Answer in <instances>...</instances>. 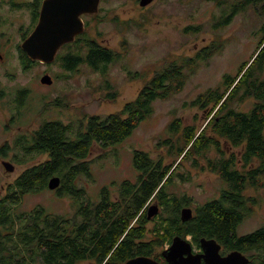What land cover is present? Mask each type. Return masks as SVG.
<instances>
[{
	"label": "trees",
	"instance_id": "1",
	"mask_svg": "<svg viewBox=\"0 0 264 264\" xmlns=\"http://www.w3.org/2000/svg\"><path fill=\"white\" fill-rule=\"evenodd\" d=\"M222 2L225 9L214 19L212 27L223 28L237 13L252 7L263 18L256 30L260 41L250 58L240 63L236 73L223 74L216 86L189 101L188 106L209 108L210 118L202 129L183 125L179 118L173 119L167 127L168 135L158 142L166 147L164 154L153 157L147 151L134 150L132 164L138 171L134 181L124 179L114 184L116 187L111 191L105 187L97 201L80 202L71 215L50 214L41 206L30 211L17 210L26 193L48 188L47 181L53 175L61 179L60 186L54 190L56 193L82 192L83 186H78L77 181L81 176H89L88 157L92 148L96 145L107 149L121 142L141 120L153 114L156 100L182 91L188 70H193L197 63L194 58L187 57L181 63L171 61L155 71L119 111L104 116L89 115L77 126L70 121L43 120L27 132L19 130L9 142L16 155L29 156L36 152L48 156L43 162L27 166L0 200V218L13 215L15 218L10 222L15 226L16 236L5 242L6 248L15 249L12 255L16 261L23 264H79L83 261L124 264L135 254L159 260L160 255L155 254L157 245L171 243L174 234L185 236L187 233H193L196 243L200 236L206 235L238 250L264 249L263 228L236 237L237 228L249 211L244 191L248 186L258 185L264 176V0ZM190 29L200 31L198 26H188L185 31ZM78 39V55L68 48L55 61L67 76L77 72L83 64L106 75L110 63L122 57L119 52L91 39L86 29ZM218 49L214 40L199 50L196 57L206 59ZM20 60L24 68L30 63L25 54H21ZM128 73L131 78L137 76V73L135 76ZM24 95L28 99L26 88L16 89L13 95L16 116L6 125L28 124L19 109ZM247 100H251L249 109H239ZM221 141L238 148V156L235 152L226 155ZM9 143L0 145V154L7 153ZM212 150L216 152L213 157L209 155ZM171 156L174 162L166 164L165 158ZM202 158L206 159V164L202 163ZM182 160L189 161L194 168L216 172L224 185L219 197L197 207V212L187 222H181L179 213L183 200L171 197L170 189ZM151 200H156L166 215L154 223L151 231L155 234L148 238L146 209ZM1 245L0 250L4 248ZM260 258L263 261L260 264H264V256Z\"/></svg>",
	"mask_w": 264,
	"mask_h": 264
},
{
	"label": "rangeland",
	"instance_id": "2",
	"mask_svg": "<svg viewBox=\"0 0 264 264\" xmlns=\"http://www.w3.org/2000/svg\"><path fill=\"white\" fill-rule=\"evenodd\" d=\"M222 1L156 0L144 7L136 0H102L94 16L86 15L83 18L91 39L122 55L119 60L110 63L106 75L84 64L68 76L57 62H37L24 68L18 44L23 34L32 30L35 23L25 10L6 9L0 13L5 19L0 26V43L8 45L0 49L3 54V59H0V145L11 142L19 130L27 132L43 120L70 121L77 126L81 121L85 122L84 117L89 115L104 116L119 111L136 96L145 80L167 63H181L187 57L197 62L193 70H188L189 76L182 91L156 100L153 114L141 120L128 137L107 149L96 145L92 148L88 157L89 176H81L77 181L78 186H83L82 192L69 194L64 191L58 194L44 188L36 193H26L17 210L30 211L41 206L50 214L71 215L80 202L97 201L105 187L111 191L116 187L114 184L124 179H136L138 171L132 164L134 150L147 151L153 157L164 154L166 147L158 142L168 135L167 127L173 119H181L183 125L204 127L210 118L209 108L202 110L188 106L189 101L207 88L216 86L223 74L236 73L240 63L250 58L260 41L256 30L263 18L252 7L237 13L223 28L212 27L214 19L225 9ZM188 26H198L200 31H185ZM214 40L219 45L216 53L206 59L196 57L199 50ZM128 72H132V76L137 73L136 78H131ZM45 73L52 76L51 84L39 81ZM22 87L28 90L29 95L28 99L24 95L19 109L24 112L23 120L28 124H23V127L8 126V120L16 116L13 95L16 89ZM250 105L251 100H247L238 108L247 110ZM11 146L13 144L9 145L6 154H0V196L7 192L8 186L27 166L43 162L48 157L45 153L36 152L29 156L16 155ZM221 146L226 155L235 152V156H238L239 149L230 143L221 141ZM215 154L213 150L209 153L211 157ZM3 161L13 164L12 172L4 168ZM170 162L173 163L174 158L166 157L165 163ZM179 164L181 166L176 173L182 176L175 173L170 189L177 196H189V206L197 212V207L218 196L219 189L224 187L223 182L216 172L194 168L185 160ZM260 186L264 187V176L258 185L248 186L244 191V195L247 198L250 196L249 199L254 200L256 205L254 209L250 208L249 216L238 226L239 234L251 232L264 222V188ZM153 202L151 200L150 204ZM162 213L163 208L159 207V212L147 219L148 238L155 234V231H151L154 223L166 215ZM169 245V242H165L155 247V254L160 255L158 261L162 260V250ZM79 264L92 263L83 261Z\"/></svg>",
	"mask_w": 264,
	"mask_h": 264
},
{
	"label": "water",
	"instance_id": "3",
	"mask_svg": "<svg viewBox=\"0 0 264 264\" xmlns=\"http://www.w3.org/2000/svg\"><path fill=\"white\" fill-rule=\"evenodd\" d=\"M152 0H139L144 6ZM100 0H43L36 24L31 32L20 44V49L28 59L50 63L55 59L56 53L66 42L75 39V36L84 32L85 23L82 18L84 13L98 12ZM39 81L51 84L52 76L45 73ZM4 168L11 172L14 166L9 161H3ZM61 179L57 175L51 176L47 181V187L56 190L60 186ZM159 211L157 202L148 205L146 217L150 219ZM190 206L180 209L182 221L192 217ZM201 252H193L191 243L180 235L173 237L172 243L161 252L168 264H246L249 258L241 251L234 249L227 255H221L220 245L214 238H200ZM124 264H161L155 258L146 255L131 257Z\"/></svg>",
	"mask_w": 264,
	"mask_h": 264
},
{
	"label": "flooded vegetation",
	"instance_id": "4",
	"mask_svg": "<svg viewBox=\"0 0 264 264\" xmlns=\"http://www.w3.org/2000/svg\"><path fill=\"white\" fill-rule=\"evenodd\" d=\"M42 1L43 0H0V13L6 9L8 10H17V11H21V10H25V11H28L30 14H31V19L32 21L36 24L37 20H38V16H39V11H40V8H41V4H42ZM102 0H100L101 2ZM156 0H152L151 2H149L148 4L144 5V7H147L149 6L150 4H152L153 2H155ZM100 2H99V9H100ZM136 2L139 3V0H136ZM141 6V5H140ZM98 9V10H99ZM109 11V9H108ZM86 15H93V14H88V13H84L82 15V18ZM94 16V15H93ZM84 20V18H83ZM5 23V19L2 18L1 14H0V26L3 25ZM84 23H85V29H86V22L84 20ZM33 29V28H31ZM85 31V30H84ZM31 32V30H29V32H23V37L21 38V41L19 42L18 44V49L20 50V54H25L21 49H20V44L21 42L25 39V37ZM78 35L75 36V39L72 40V41H69V42H66L64 43L63 45H61V47L59 48V50L57 51L56 53V56H55V59L50 62V63H44V64H52L56 61V59L58 58V56L60 55L61 52H64L66 49L68 48H71L72 50V53L75 54V55H78V48H79V39H78ZM8 45H6L5 43H0V49H4V47L6 48ZM65 53V52H64ZM27 57V56H26ZM0 59H3V54L0 52ZM30 60V59H29ZM39 61H32L30 60V63L27 67L25 68H28L30 67L31 65L37 63ZM25 66V65H24ZM23 66V67H24ZM53 79V78H52ZM53 82V81H52ZM202 160L204 161V163L206 164V159L205 158H202ZM12 172V171H11ZM20 175V174H19ZM15 181V180H14ZM13 181V183H14ZM11 183V185L13 184ZM10 186V185H9ZM9 186L7 188V192L4 194V195H1L0 196V200L2 198H4V196L9 193ZM261 188H264L263 186H260ZM259 189V187H258ZM220 189H219V194L218 196H216L215 198H211L210 200H214V199H217L220 195ZM176 197L178 199H182L183 200V204L180 206V209L184 206H189L190 204V198L189 196H186L185 194L181 195V196H177L173 191H171V197ZM245 196V195H244ZM250 197V196H249ZM249 197L247 198L245 196V198L247 199L246 202H245V205L246 207H248L249 211H250V208L252 210V208L254 209L255 207V202L254 200H250ZM210 200H207L206 202L210 201ZM155 202H157L155 200ZM205 202V203H206ZM158 203V202H157ZM204 203V204H205ZM158 206L159 207H162L159 205L158 203ZM180 209H179V213H180ZM14 211V208H13V205H12V208H11V213ZM249 211L247 214L244 215L241 223L244 221V219L249 216ZM159 212V211H158ZM192 212H193V215H195L196 212L193 211V208H192ZM252 214V213H251ZM250 214V215H251ZM147 218V217H146ZM152 218V217H151ZM181 218V217H180ZM192 218V217H191ZM190 218V219H191ZM188 219V220H190ZM11 220H15L14 218V215L13 216H9V217H6V218H0V242L2 241V243H0V245L2 244L4 246V248L2 247V250H0V264H23L22 262H18L16 261L14 258H13V255L15 253V249L14 248H6V245H7V242H5L6 239H14L15 238V226L14 224H12L10 221ZM188 220H185V221H182L181 222H187ZM240 223V224H241ZM239 224V225H240ZM259 228H263L264 229V222L256 229H259ZM255 229V230H256ZM254 231V230H253ZM252 232V231H251ZM250 233V232H248ZM247 234V233H245ZM245 234H239L238 232H236V237H239V236H242V235H245ZM175 235H179V234H174L172 237H171V243H172V240H173V237ZM181 236V235H180ZM183 238L187 239L190 243H191V246H192V250L193 252H201L202 251V248H201V245H200V238L201 237H205V238H214L217 243L220 245V254L221 255H227L230 251L234 250L235 248H232L230 246V244L228 243H223L222 241H219L216 237H210V236H206V235H203V236H200L199 239H198V243H196L194 241V235L193 233H187L185 236H182ZM189 237V238H187ZM238 250V249H237ZM242 253H244L248 258H249V261L248 263L246 264H260L262 261V259L260 257L264 256V249H253V250H250V251H245V250H240ZM10 256V258L8 257ZM134 256H138V254H135ZM163 256V255H162ZM158 261V260H157ZM161 264H168L166 262V260L164 259V257H162V260L159 261ZM201 264H205V262L202 260L201 261Z\"/></svg>",
	"mask_w": 264,
	"mask_h": 264
},
{
	"label": "bare ground",
	"instance_id": "5",
	"mask_svg": "<svg viewBox=\"0 0 264 264\" xmlns=\"http://www.w3.org/2000/svg\"><path fill=\"white\" fill-rule=\"evenodd\" d=\"M40 62V61H39ZM42 63V62H41Z\"/></svg>",
	"mask_w": 264,
	"mask_h": 264
}]
</instances>
